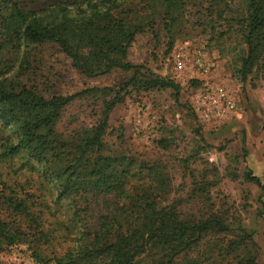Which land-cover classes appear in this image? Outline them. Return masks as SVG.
<instances>
[{"label": "trees", "instance_id": "obj_1", "mask_svg": "<svg viewBox=\"0 0 264 264\" xmlns=\"http://www.w3.org/2000/svg\"><path fill=\"white\" fill-rule=\"evenodd\" d=\"M154 2L162 18L157 16ZM193 2L0 0L2 42L6 48L21 52L19 72L29 71L38 49L51 45L58 47L73 68L87 78L115 71L127 74L113 86L91 87L68 96H45L27 85L15 86L0 70V159L12 160L23 154L26 163L21 164L22 168L27 165L39 174L51 191L52 204L68 206L74 215L72 226L78 228L70 238L73 246L60 256L47 257L42 247L52 243L53 233L44 226L45 212L39 197L35 200V194L24 188L18 191L0 178V225L12 235L8 250L26 246L37 264H258L259 246L253 233L242 226L233 227L238 220L233 208L215 211L212 182L202 179L193 183L191 199L203 213L201 217L188 216L182 201L163 202L168 184L158 169L133 155L113 151L107 143V137L115 133L117 139L123 138L121 130H111L110 118L132 92L171 90L179 102L180 83L147 65L134 64L128 57L138 36L147 32L158 35L161 29L169 35L178 13L189 9ZM242 2L247 12L242 22L249 28L245 34L247 51L239 70L244 81L258 60L253 40L264 29V7L260 0ZM168 44L171 50L173 40ZM191 83L194 89L201 85L199 79ZM84 97L96 100L100 116L81 137L66 139L57 125L65 109ZM159 145L167 148L168 141L163 139ZM146 177L154 184L146 186ZM245 177L263 187L252 171H247ZM109 195L119 202L90 226V197ZM44 206L54 218L62 214L61 209L52 213L49 204ZM3 210L9 221L2 217ZM203 247L206 252L200 258L197 252Z\"/></svg>", "mask_w": 264, "mask_h": 264}, {"label": "rangeland", "instance_id": "obj_2", "mask_svg": "<svg viewBox=\"0 0 264 264\" xmlns=\"http://www.w3.org/2000/svg\"><path fill=\"white\" fill-rule=\"evenodd\" d=\"M260 2L264 7V0ZM193 3L189 9L176 14L178 20L169 35L161 29L158 35L147 32L138 36L128 57L134 64L147 65L157 74L180 83L179 102L171 90L132 92L124 103L117 105L110 118L111 130H121L123 138L117 139L118 133H115L107 137V143L113 151L128 153L158 169L168 184L163 202L182 201V209L188 216L201 217L203 213L201 206L191 199L193 183L202 179L212 182L210 193L215 211L233 208L238 219L233 227L242 226L253 233L259 246L258 264H264V29L253 40L258 60L242 81L239 70L247 51L245 34L249 31L242 22L247 16L242 0ZM153 7L162 18L158 4L154 2ZM170 40L174 43L171 50ZM194 49L202 51L201 60L214 65L208 79L229 90L237 114L217 123L203 122V125L195 119L190 110L195 90L191 81L195 78L188 71L178 73L174 68L177 55L184 54L188 62L194 56ZM38 51L31 69L19 72L21 52L6 48L0 34V70L7 73L15 86L27 85L45 96H68L91 87L113 86L127 76L115 71L107 76L87 78L73 68L71 60L58 47L46 45ZM200 77L196 79L202 84L206 79L204 75ZM95 103L94 98L84 97L65 109L57 125L64 138L77 139L97 123L100 109ZM163 139L168 141L167 148L159 145ZM23 163H26L23 154L12 160L0 159V178L18 191L24 188L35 194V200L39 197L45 212L44 226L50 227L53 233L52 243L45 244L42 253L47 257L60 256L73 246L70 238L78 229L72 226L74 215L68 206L60 208L52 204L47 185L27 165L22 168ZM249 170L262 180L263 187L246 179ZM143 180L146 186L154 184L148 177ZM89 200L90 226L96 225L100 216L119 202L111 195L100 199L92 196ZM48 204L52 208L49 211L61 209L62 214L54 218L44 206ZM2 214L9 221L7 211L3 210ZM11 237L0 225V264H37L26 246L6 248ZM205 252L203 247L197 255L202 258Z\"/></svg>", "mask_w": 264, "mask_h": 264}, {"label": "built area", "instance_id": "obj_3", "mask_svg": "<svg viewBox=\"0 0 264 264\" xmlns=\"http://www.w3.org/2000/svg\"><path fill=\"white\" fill-rule=\"evenodd\" d=\"M192 51L194 56L188 62L185 60L184 54L177 55L174 60V68L178 73L190 72L192 78L195 79L201 78V75L205 76L206 80L194 90L191 100L192 107L199 119L206 123H217L237 114V106L229 90L208 79L214 66L212 62L201 60V50L194 49Z\"/></svg>", "mask_w": 264, "mask_h": 264}]
</instances>
